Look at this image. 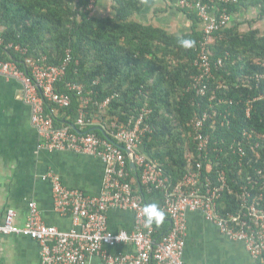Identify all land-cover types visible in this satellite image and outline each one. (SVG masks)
Masks as SVG:
<instances>
[{
    "label": "built area",
    "instance_id": "obj_1",
    "mask_svg": "<svg viewBox=\"0 0 264 264\" xmlns=\"http://www.w3.org/2000/svg\"><path fill=\"white\" fill-rule=\"evenodd\" d=\"M97 1L89 0L87 9H92ZM179 5L194 10L203 23L205 37L194 60L197 72L192 77L189 90L195 91L197 96H204L214 76L213 70L223 66L222 59L212 61L210 42L216 32L232 23L233 16L225 11L213 13L203 0H179ZM9 47H14L22 55L28 52L19 44H10ZM47 59L46 56L27 57L21 62L0 58V75L21 83L24 99L31 108V122L40 138L38 148L49 152L88 154L102 159L105 164L104 188L99 195L87 194L81 189L66 186L61 176L51 170L46 177L52 184L55 209L70 216L73 227L60 230L45 224L37 203L32 201L23 226L16 224L14 209L8 210L5 219L0 218V236L23 234L36 240L40 245L41 264H85L90 257L99 258L102 264H184L186 213L199 211L222 234L242 242L258 264H264V167L259 165L264 154V132L244 131L240 139L232 142L230 147L236 157H233V168L237 169L233 176L221 167L222 160H230L231 156L227 154L220 158L221 150L216 147L211 152L212 137L204 132L217 111L198 112L192 119L197 149L194 166L181 181L174 183L158 161L141 152L145 135L152 132L148 123L149 108L143 107L126 121L112 119L111 131L103 127L114 141L93 130L85 131L89 125L101 127L94 118L87 117L89 106L94 103L102 110L118 94L113 93L99 101L94 98L98 91L87 90L84 84L67 80V70L73 60L70 51L59 65L48 64ZM257 79H264V75L257 76ZM73 97L78 101V118L74 123L79 126L78 131L70 124L57 126L55 122L57 113L71 106ZM262 98L263 94L247 99L248 116L254 103ZM131 159L136 168L130 166ZM134 181H138V189L134 187ZM143 187L148 193L154 190L164 193L161 210L169 218L171 226L158 237L154 225L145 226L147 202ZM110 209L132 211L135 215L134 229L111 230ZM128 242L133 245V252L114 251V248Z\"/></svg>",
    "mask_w": 264,
    "mask_h": 264
},
{
    "label": "trees",
    "instance_id": "obj_2",
    "mask_svg": "<svg viewBox=\"0 0 264 264\" xmlns=\"http://www.w3.org/2000/svg\"><path fill=\"white\" fill-rule=\"evenodd\" d=\"M116 1L118 18H101L91 14L93 8L87 9L89 0H74L72 4L68 0H0V58L26 61L27 57L46 56L48 64L59 65L70 51L73 60L67 80L98 91L94 98L99 101L118 94L102 110L94 103L89 106L87 117L94 118L101 127L89 125L85 131L104 136V128L111 131L112 119L126 121L143 107L149 108L152 132L145 135L141 152L158 161L174 183L194 166L197 149L192 119L198 112L216 110L204 132L212 137L211 152L216 147L221 150L220 158L231 156L230 160H222L221 167L236 175V157L230 145L244 131L264 132V98L254 103L250 116L246 113L247 99L264 95V79H257L264 75V31L255 27L257 18L237 23L232 20L228 27L215 33L209 45L211 58L213 62L222 59L223 66L213 70L207 93L197 96L189 88L197 72L194 60L205 37L204 27H198V22L202 23L198 14L183 9L197 26L190 33L176 36L131 19L139 9L137 5L130 7L134 0ZM203 2L216 14L225 11L233 16L253 9L258 11L257 17L264 16V0ZM247 22L249 26L244 30L242 25ZM181 39L195 43L184 47ZM10 43L19 44L28 52L19 55L14 47H9ZM77 108L78 101L73 97L71 106L60 110L56 125L76 124ZM261 162L259 165L264 167V154ZM134 187L139 188L138 181H134ZM142 192L147 205L155 203L161 209V190L148 193L143 187ZM166 218L165 214L161 223L153 224L156 237L166 232L160 227Z\"/></svg>",
    "mask_w": 264,
    "mask_h": 264
},
{
    "label": "crops",
    "instance_id": "obj_3",
    "mask_svg": "<svg viewBox=\"0 0 264 264\" xmlns=\"http://www.w3.org/2000/svg\"><path fill=\"white\" fill-rule=\"evenodd\" d=\"M134 2L130 7L137 5L139 9L131 19L143 25L159 27L176 36L190 33L193 26H197L180 7L179 0ZM118 7L116 0H98L91 14L118 18ZM257 14L258 11L253 9L236 12L233 22H244L255 16V27L264 31V16L257 17ZM248 26V22L242 25L244 30ZM198 27L201 29L203 24L198 22ZM39 141L21 83L0 75V218L5 219L8 210L14 209L16 224L23 226L29 213V203L33 201L37 203L45 224L69 230L73 227L72 219L56 211L52 184L46 173L53 170L66 186L99 195L104 188L105 164L102 159L88 154L41 150ZM108 218L111 230L134 229L135 215L132 211L110 209ZM186 224L184 264H258L242 242L222 234L203 213L187 212ZM170 226V220L166 218L160 227L168 231ZM114 251L133 252L134 247L128 242L114 248ZM0 264H41L39 243L23 234L1 235ZM85 264L102 262L97 257H90Z\"/></svg>",
    "mask_w": 264,
    "mask_h": 264
},
{
    "label": "clouds",
    "instance_id": "obj_4",
    "mask_svg": "<svg viewBox=\"0 0 264 264\" xmlns=\"http://www.w3.org/2000/svg\"><path fill=\"white\" fill-rule=\"evenodd\" d=\"M234 1V0H233ZM180 43L184 47H191L194 45L195 41L189 39H181ZM145 215V226L150 227L153 224H159L163 221L165 214L155 203L145 205L144 209Z\"/></svg>",
    "mask_w": 264,
    "mask_h": 264
},
{
    "label": "water",
    "instance_id": "obj_5",
    "mask_svg": "<svg viewBox=\"0 0 264 264\" xmlns=\"http://www.w3.org/2000/svg\"><path fill=\"white\" fill-rule=\"evenodd\" d=\"M71 126H72L75 130H77V131L79 130V129L77 128V126H76L74 123H72ZM103 134H104V136L108 137L110 140L114 141L112 138H110V137L107 135L106 132H104ZM130 166L133 167V168H136V164H135V162H134L133 159H131V161H130Z\"/></svg>",
    "mask_w": 264,
    "mask_h": 264
}]
</instances>
